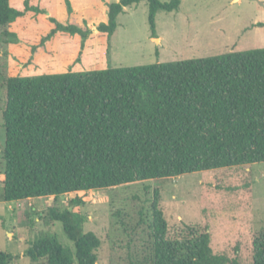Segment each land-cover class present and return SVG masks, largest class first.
I'll list each match as a JSON object with an SVG mask.
<instances>
[{
  "label": "trees",
  "instance_id": "obj_1",
  "mask_svg": "<svg viewBox=\"0 0 264 264\" xmlns=\"http://www.w3.org/2000/svg\"><path fill=\"white\" fill-rule=\"evenodd\" d=\"M140 1L108 2L107 19L95 29L109 39L124 7ZM146 1L150 35L155 37L157 11L175 10L181 0ZM65 3L71 13L69 0ZM27 10L45 12L29 0L21 7L0 0V26ZM48 19L53 27L40 45L57 32L81 39L91 32L84 20ZM4 84L0 201L76 194L70 205L47 210L48 221L60 222L73 246H64L53 233L37 236L26 250L33 261L98 264L101 241L93 231H83L84 218L73 209L84 202L81 192L264 161V47L142 65L14 75ZM157 197L155 191L147 264L229 261L212 251L209 234L194 225L168 238ZM11 261L12 255L0 250V264ZM251 264H264V229L252 239Z\"/></svg>",
  "mask_w": 264,
  "mask_h": 264
},
{
  "label": "rangeland",
  "instance_id": "obj_2",
  "mask_svg": "<svg viewBox=\"0 0 264 264\" xmlns=\"http://www.w3.org/2000/svg\"><path fill=\"white\" fill-rule=\"evenodd\" d=\"M29 1L44 5L45 12L27 10L14 23L0 26V186L6 77L142 65L264 47V26L255 25L264 22L260 4L264 0H181L175 10L157 11L155 37L150 35L147 1L142 0L124 7L109 39L95 27L106 21L107 3L118 0H69L73 14L65 0ZM11 2L21 7L23 0ZM49 16L62 23L84 20L91 32L85 39L62 36L48 42L54 34L40 45L52 28ZM47 42L51 47L35 59V50ZM263 172L264 161L135 181L77 193L84 202L73 209L84 218L83 231H93L101 241L98 264H147L155 191L168 238L176 237L185 225H194L209 234L214 253L229 259L225 264H251L252 239L264 229ZM75 195L0 201V250L12 255L9 264H44L26 255L30 242L44 234H56L64 246H73L61 223L48 221L47 210L70 205Z\"/></svg>",
  "mask_w": 264,
  "mask_h": 264
},
{
  "label": "crops",
  "instance_id": "obj_3",
  "mask_svg": "<svg viewBox=\"0 0 264 264\" xmlns=\"http://www.w3.org/2000/svg\"><path fill=\"white\" fill-rule=\"evenodd\" d=\"M40 1L41 0H39V3H40ZM43 1H45V0H43ZM40 8H43V9H46L45 7H44V5H42V6H39ZM49 12V11H48ZM33 13V12H32ZM50 13V12H49ZM74 13V10L72 11V14ZM34 14V13H33ZM51 14V13H50ZM43 16V15H42ZM22 17V16H21ZM21 17H18L16 20H18L19 18H21ZM106 19H107V17H106ZM15 20V21H16ZM15 21H13V22H11L10 24H12V23H14ZM79 23V22H78ZM51 27H53V24H51ZM49 31V30H48ZM95 32H96V30H95ZM65 34H67V33H64V32H57V33H55V35L48 41V42H50V41H52V40H54V39H56V38H60V37H71V38H74L75 40H77L78 38V35L77 34H74V35H69V34H67V35H65ZM105 34V33H104ZM48 42L45 44V46H43V47H38L36 50H35V59H37L40 55H42L43 54V52H44V49H47L48 47H51L49 44H48ZM53 42V41H52ZM52 42H50V43H52ZM47 47V48H46Z\"/></svg>",
  "mask_w": 264,
  "mask_h": 264
},
{
  "label": "water",
  "instance_id": "obj_4",
  "mask_svg": "<svg viewBox=\"0 0 264 264\" xmlns=\"http://www.w3.org/2000/svg\"><path fill=\"white\" fill-rule=\"evenodd\" d=\"M260 4L264 7V4H262V3H260ZM262 174H264V172Z\"/></svg>",
  "mask_w": 264,
  "mask_h": 264
}]
</instances>
